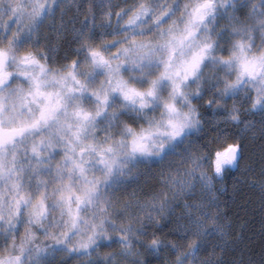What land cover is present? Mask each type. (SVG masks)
I'll use <instances>...</instances> for the list:
<instances>
[{
  "label": "clouds",
  "instance_id": "1",
  "mask_svg": "<svg viewBox=\"0 0 264 264\" xmlns=\"http://www.w3.org/2000/svg\"><path fill=\"white\" fill-rule=\"evenodd\" d=\"M0 264H264V0H0Z\"/></svg>",
  "mask_w": 264,
  "mask_h": 264
}]
</instances>
